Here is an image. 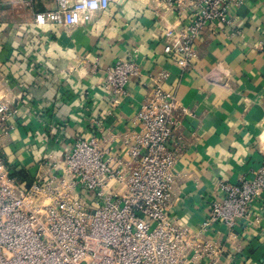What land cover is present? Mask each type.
<instances>
[{
  "label": "crops",
  "instance_id": "0c3cea01",
  "mask_svg": "<svg viewBox=\"0 0 264 264\" xmlns=\"http://www.w3.org/2000/svg\"><path fill=\"white\" fill-rule=\"evenodd\" d=\"M14 1L0 0V102L19 112L4 141L12 175L31 183L78 137L97 135L124 154L123 137L134 132L136 113L161 82L177 98L181 149L170 214L222 250L219 264H264V194L251 219L233 230L219 223L201 231L220 185L239 184L264 166V0H244L231 30L207 28L188 64L165 53L167 29L180 19L159 0L113 2L74 29L4 16L19 11ZM56 7V0L34 2L36 12ZM119 59L137 62L141 76L114 108L101 85Z\"/></svg>",
  "mask_w": 264,
  "mask_h": 264
},
{
  "label": "built area",
  "instance_id": "2783aa9c",
  "mask_svg": "<svg viewBox=\"0 0 264 264\" xmlns=\"http://www.w3.org/2000/svg\"><path fill=\"white\" fill-rule=\"evenodd\" d=\"M120 0H56L38 11L35 0H18L38 27L89 26ZM244 0H159L180 19L168 27L165 53L190 62L207 28L230 29ZM184 19V21H182ZM141 76L132 60L119 59L106 70L101 90L118 108L129 96L131 79ZM176 95L157 83L122 139L118 155L97 135L78 137L72 150L27 184L7 166L4 141L15 129L18 109L0 102V264H219L222 250L201 241L170 214L179 176L180 142L175 139ZM97 128L99 125L97 123ZM201 231L222 223L233 230L253 216L264 194V166L239 184L222 183Z\"/></svg>",
  "mask_w": 264,
  "mask_h": 264
},
{
  "label": "rangeland",
  "instance_id": "374dc122",
  "mask_svg": "<svg viewBox=\"0 0 264 264\" xmlns=\"http://www.w3.org/2000/svg\"><path fill=\"white\" fill-rule=\"evenodd\" d=\"M6 1H11V0H6ZM15 1H18V0H15ZM8 2V3H9ZM16 6H18V5H16ZM18 9L17 10H19V11H15V12H10V14L9 13H5V14H3L4 16H8V18H12V19H26V18H28V16H30L31 14L30 13H28V11H25L24 9H22L21 7H17ZM21 10H23V11H21ZM10 16V17H9Z\"/></svg>",
  "mask_w": 264,
  "mask_h": 264
}]
</instances>
